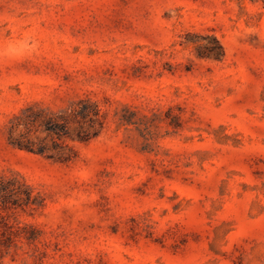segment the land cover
<instances>
[{
	"label": "rangeland",
	"instance_id": "1",
	"mask_svg": "<svg viewBox=\"0 0 264 264\" xmlns=\"http://www.w3.org/2000/svg\"><path fill=\"white\" fill-rule=\"evenodd\" d=\"M0 181V264H264V0H0Z\"/></svg>",
	"mask_w": 264,
	"mask_h": 264
},
{
	"label": "trees",
	"instance_id": "2",
	"mask_svg": "<svg viewBox=\"0 0 264 264\" xmlns=\"http://www.w3.org/2000/svg\"><path fill=\"white\" fill-rule=\"evenodd\" d=\"M78 105H80L78 109L72 107L68 111L57 115H50L49 117L44 116L39 111H35L28 115L27 113L30 112V109L24 110L21 116L14 117L12 121L9 130L10 144L18 149H25L41 155L53 152L54 155L58 156L62 161H68L70 156L62 152L61 147L55 145L54 148H48L35 141L37 137L32 138L30 135H35L39 127H44L45 131L58 135L61 132L67 131L69 124H72V139L86 141L90 137H94L99 132L101 125L99 122V112L95 107H92V105L85 101H79L76 106ZM44 119L46 121H44ZM97 124L99 125L98 127H96ZM20 128H22L24 132H21L19 137L12 138V134ZM3 183L4 182L0 181V187L4 186ZM8 192L10 193L12 191L9 190ZM1 193L5 194L7 192L6 190H0V196ZM23 203L26 205L31 203L29 201V195L26 196Z\"/></svg>",
	"mask_w": 264,
	"mask_h": 264
}]
</instances>
